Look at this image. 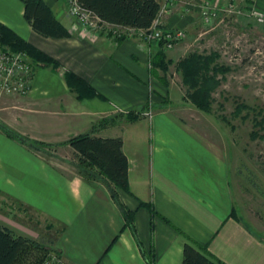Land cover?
I'll return each instance as SVG.
<instances>
[{
	"label": "crops",
	"instance_id": "0c3cea01",
	"mask_svg": "<svg viewBox=\"0 0 264 264\" xmlns=\"http://www.w3.org/2000/svg\"><path fill=\"white\" fill-rule=\"evenodd\" d=\"M45 1L69 37L39 35L21 1L0 0V23L58 62L34 65L27 94L0 97V124L48 149H33L0 128L1 202L54 230L52 246L69 264H184L187 241L224 264H264V230L254 232L237 214L223 152L173 111L167 79L149 67L158 49L78 23L65 0ZM187 1L172 0L161 26L191 30L198 7ZM199 1L264 14V0ZM66 71L95 95L78 97ZM129 112L137 117L128 119ZM82 133L121 137L129 191L118 194L137 239L105 184L85 181L69 164L73 150L65 142Z\"/></svg>",
	"mask_w": 264,
	"mask_h": 264
},
{
	"label": "rangeland",
	"instance_id": "374dc122",
	"mask_svg": "<svg viewBox=\"0 0 264 264\" xmlns=\"http://www.w3.org/2000/svg\"><path fill=\"white\" fill-rule=\"evenodd\" d=\"M65 1L68 12L78 21L70 12L72 0ZM233 5L235 12L220 11L209 22H204L199 8L195 9L197 21L185 32V38L169 49L171 52L157 51L164 52L169 62L166 71L154 69L167 79L173 111L223 152L229 165L237 214L254 232L260 233L264 230V21L257 22L251 17L249 7ZM98 29L93 30L105 29L101 32L107 33V28ZM189 53L202 56L214 53L211 66L224 68L215 73L217 85L210 93L209 111L191 103L182 84L177 63ZM150 59L149 67L153 68ZM1 200V223L52 246L57 236L54 230L45 228L42 221L36 223L33 217L30 221L24 219L19 211H10L7 200ZM16 214L20 218L15 222Z\"/></svg>",
	"mask_w": 264,
	"mask_h": 264
},
{
	"label": "trees",
	"instance_id": "16d2710c",
	"mask_svg": "<svg viewBox=\"0 0 264 264\" xmlns=\"http://www.w3.org/2000/svg\"><path fill=\"white\" fill-rule=\"evenodd\" d=\"M19 1L23 4L24 19L36 33L51 38L70 36L68 29L58 20L45 0ZM76 2L102 22L136 29L150 27L160 9L158 0H76ZM0 40L13 50L26 52L33 65L38 63L48 66L58 65L55 59L24 41L2 23H0ZM214 60V53L206 56L189 53L177 63L182 84L187 89V97L197 108L204 111L210 110V93L217 85L215 73L224 71L222 66H211ZM168 63L162 51L152 56L153 67L166 71ZM64 78L66 83L77 92L78 97L95 95L94 90L72 72L66 71ZM136 117L137 115L132 112L127 114L128 119ZM0 128L7 136L33 149L46 151L45 143L27 138L3 123L0 124ZM65 143L73 150L69 164L85 181H100L105 184L123 214L125 224L131 228L137 239L132 223V212L124 206L118 194V190L129 191L128 159L123 152L121 137H101L82 133L71 136ZM50 253L58 254L53 246L32 240L0 223V264H38ZM183 263L224 264L190 241L185 242L183 246Z\"/></svg>",
	"mask_w": 264,
	"mask_h": 264
},
{
	"label": "built area",
	"instance_id": "2783aa9c",
	"mask_svg": "<svg viewBox=\"0 0 264 264\" xmlns=\"http://www.w3.org/2000/svg\"><path fill=\"white\" fill-rule=\"evenodd\" d=\"M172 0H163L160 4L159 12L153 20L150 27L136 29L133 27L112 25L102 22L97 16L91 12L82 9L76 2L72 0L73 6L71 7V14L77 16L78 21L82 24L89 26L91 29L101 30V27L107 28V33L113 37H136L142 39L150 46L158 50L172 49L176 43L185 38V31L181 28H168L162 27V16L169 13ZM198 6L199 12L204 22H209L212 17L216 16L220 11L235 12L236 8L232 3L226 6H219L213 4L211 6L208 1L188 0L187 3ZM249 15L257 22L264 21V14L251 8ZM105 30V29H103ZM101 30V31H103ZM109 30V31H108ZM34 65L26 52L21 50H13L0 40V96L17 94H27L31 87ZM150 116V112L144 113ZM38 264H69L61 256L56 253H50L43 258Z\"/></svg>",
	"mask_w": 264,
	"mask_h": 264
},
{
	"label": "clouds",
	"instance_id": "9594fccd",
	"mask_svg": "<svg viewBox=\"0 0 264 264\" xmlns=\"http://www.w3.org/2000/svg\"><path fill=\"white\" fill-rule=\"evenodd\" d=\"M77 183H83V182L80 181V180H77ZM73 194H74V195L76 194L75 190H74Z\"/></svg>",
	"mask_w": 264,
	"mask_h": 264
}]
</instances>
